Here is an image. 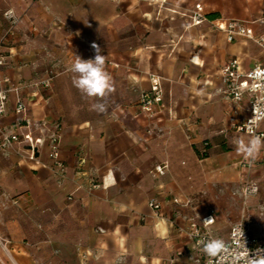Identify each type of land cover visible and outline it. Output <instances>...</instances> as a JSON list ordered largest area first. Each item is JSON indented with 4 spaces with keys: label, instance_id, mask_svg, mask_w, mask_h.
<instances>
[{
    "label": "crops",
    "instance_id": "1",
    "mask_svg": "<svg viewBox=\"0 0 264 264\" xmlns=\"http://www.w3.org/2000/svg\"><path fill=\"white\" fill-rule=\"evenodd\" d=\"M197 3L217 25L237 19L264 33L256 21L264 0H2L22 22L2 49L10 56L0 80L9 77L14 90L0 126L23 130L15 110L21 96L32 119L47 124L36 135L59 125L65 163L55 166L48 144L38 161L23 159L19 144L0 149V212L19 210L0 235L19 264H199L207 256L189 234L193 221L213 215L218 238L244 217L262 231L263 191L245 196L243 185L246 175L264 185V150L251 170L242 166L234 140L250 136L239 128L250 100L225 96L223 68L233 58L243 71L264 63V47L244 36L229 41L210 22L191 25L170 9ZM93 42L115 88L104 114L90 110L88 99L73 101L72 82L61 83L74 75V55L94 57ZM152 75L165 90L153 121L139 106ZM166 161L168 171L158 175L155 166Z\"/></svg>",
    "mask_w": 264,
    "mask_h": 264
},
{
    "label": "built area",
    "instance_id": "2",
    "mask_svg": "<svg viewBox=\"0 0 264 264\" xmlns=\"http://www.w3.org/2000/svg\"><path fill=\"white\" fill-rule=\"evenodd\" d=\"M152 1L159 2L162 5L170 2V0ZM10 9L13 8L7 9L5 13ZM170 9L174 14L188 17L191 25H202L205 22H210L215 27L223 30L227 34L229 41H234L238 37L244 36L254 40L264 47V33L257 34L250 23L237 19H232L224 24L217 25L215 23V19L210 16L203 3H197L195 7L186 10L179 6L172 7ZM15 14V20L5 17L8 22V26L3 37V41L5 43L12 42L16 38L18 28L22 22V17L18 15L16 11ZM256 21L264 23V17ZM9 56L10 55H8L5 51L0 49V69L8 63ZM258 69L261 73H264V63H258L248 71H243L238 58L231 59L223 68V78L225 82L223 92L225 96L236 103H240L246 98L250 100V115L246 121L239 126L242 131H245L249 135L250 133L244 125L254 116V104H256L258 100H264V78L253 79L250 76L251 73L256 72ZM53 77L54 76H51V78L44 82L46 87L51 86V80ZM151 80L152 88L142 94L139 106L140 112L146 115L149 120L153 121L160 112L165 101V90L162 78L159 75H152ZM11 84V79L9 77L5 76L2 80H0V115H4L8 112L10 92L14 90ZM15 90L18 91V88ZM15 110L22 116L19 126L23 128V130H20L18 127L16 129H11L0 126V149L14 148L16 144H19L21 146L19 153L23 159L38 161L42 147L48 144L49 157L53 160L58 169L64 170L65 163L61 157L62 135L59 125L56 126L55 130L50 131L48 135H36L34 132L35 128H40V130L45 131L47 124L44 122L41 123L40 121H34L32 119L29 114V104L21 96H19L17 100ZM263 122L264 121H262L259 127L255 129V134L260 135L261 137H264V131L262 130ZM149 131L151 130L149 129ZM242 166L247 170H251L253 162H243ZM168 169L169 163L167 161L159 163L155 166V172L158 175H164ZM258 192V183L249 175H246L243 185L244 195L250 196L257 194ZM175 202H179V199L176 198ZM150 206L156 211L161 209V203L156 201H151ZM208 219L212 220L205 224L204 221ZM214 223L215 217L213 215L202 217L201 222H192L189 234L191 238L196 241V244L199 247H202V241L204 239L208 237H216L211 229V225ZM240 224H242L246 246L253 251L257 248L264 249V226L260 233H255L253 231L252 219L248 217H244L236 222L231 228L229 237L223 239L232 246H235L236 238L234 237V229ZM0 243L11 255L13 264H19L8 248V241L5 243L2 239H0ZM208 259L209 258L207 257L204 261H199V264H208Z\"/></svg>",
    "mask_w": 264,
    "mask_h": 264
},
{
    "label": "clouds",
    "instance_id": "3",
    "mask_svg": "<svg viewBox=\"0 0 264 264\" xmlns=\"http://www.w3.org/2000/svg\"><path fill=\"white\" fill-rule=\"evenodd\" d=\"M6 18L15 20L14 9L5 13ZM90 47L94 50V57L83 59L74 55V61L68 68L73 73V86L86 98H96L97 102L91 104L90 110L99 114L107 112V100L114 92V83L111 74L106 70V56L102 54L101 47L93 42ZM253 79L264 78V73L259 69L251 73ZM264 121V100H258L254 104V116L245 123L250 136L247 140L236 138L234 140L235 151L246 161H255L264 150V137L255 134V129ZM212 219L205 220L207 224ZM236 238L235 246L226 242L223 238L208 237L202 241V251L209 258L208 264H264V249L257 248L254 251L246 246L242 224L234 229Z\"/></svg>",
    "mask_w": 264,
    "mask_h": 264
},
{
    "label": "rangeland",
    "instance_id": "4",
    "mask_svg": "<svg viewBox=\"0 0 264 264\" xmlns=\"http://www.w3.org/2000/svg\"><path fill=\"white\" fill-rule=\"evenodd\" d=\"M7 9H9V8L6 7L5 5H3L2 0H0V49H5L11 43V42L5 43L3 41V37H4V34H5L7 26H8V22L5 18V15H4V13ZM66 82H70V83L72 82V75L69 78H63V80H61L63 87L65 86ZM68 92L71 93L72 100L79 102V104H81L82 100L87 101V99H88L89 106H91V104L97 102L96 98H86V97L82 96V94L73 86H70V88H68ZM112 98L113 97L110 96V99H112ZM258 186H259V192L263 191V195H264V185L261 186L258 183ZM0 190H1V186H0ZM260 202L264 203V196L260 199ZM17 215H19V210L14 209V208H10V209L8 208L3 213L0 212V226H2L5 222H7V219H6L7 216H9L10 219H13ZM1 236L2 235H0V239H2L3 242L6 243L7 240L3 239ZM8 248L10 249L13 257L17 260V257H18L17 254L18 253L16 251V248L9 241H8ZM4 263L13 264V259H12L11 255L9 254V252L5 249V247L0 243V264H4Z\"/></svg>",
    "mask_w": 264,
    "mask_h": 264
},
{
    "label": "trees",
    "instance_id": "5",
    "mask_svg": "<svg viewBox=\"0 0 264 264\" xmlns=\"http://www.w3.org/2000/svg\"><path fill=\"white\" fill-rule=\"evenodd\" d=\"M210 16L212 17L213 16V14H210ZM208 146H206V148H207ZM198 152H199V155L200 156H202V157H205V156H207L208 155V152L207 151H201V150H198Z\"/></svg>",
    "mask_w": 264,
    "mask_h": 264
}]
</instances>
